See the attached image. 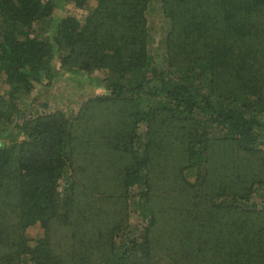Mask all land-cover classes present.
Wrapping results in <instances>:
<instances>
[{
  "label": "trees",
  "instance_id": "obj_1",
  "mask_svg": "<svg viewBox=\"0 0 264 264\" xmlns=\"http://www.w3.org/2000/svg\"><path fill=\"white\" fill-rule=\"evenodd\" d=\"M0 264H264V0H0Z\"/></svg>",
  "mask_w": 264,
  "mask_h": 264
},
{
  "label": "rangeland",
  "instance_id": "obj_2",
  "mask_svg": "<svg viewBox=\"0 0 264 264\" xmlns=\"http://www.w3.org/2000/svg\"><path fill=\"white\" fill-rule=\"evenodd\" d=\"M150 26L152 28V35L154 37V43L158 39V35L161 32V19L155 13L151 14L149 18ZM154 45V44H153ZM75 79V82H74ZM46 91V92H45ZM37 91L32 102V109H39L40 112H51L57 109L63 111L76 112L81 105L87 100L103 94V90L90 84L86 79L81 77H75L71 80H64L56 84L50 89ZM46 103L47 109H44L41 105ZM42 232L39 228L34 227L28 230V234L31 237L39 236Z\"/></svg>",
  "mask_w": 264,
  "mask_h": 264
}]
</instances>
